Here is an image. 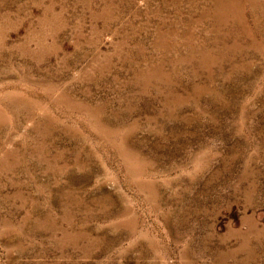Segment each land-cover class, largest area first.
Here are the masks:
<instances>
[{"label":"rangeland","instance_id":"1","mask_svg":"<svg viewBox=\"0 0 264 264\" xmlns=\"http://www.w3.org/2000/svg\"><path fill=\"white\" fill-rule=\"evenodd\" d=\"M0 264H264V0H0Z\"/></svg>","mask_w":264,"mask_h":264}]
</instances>
